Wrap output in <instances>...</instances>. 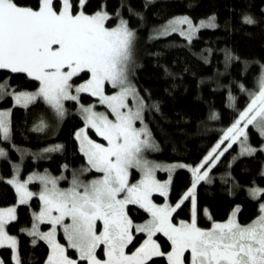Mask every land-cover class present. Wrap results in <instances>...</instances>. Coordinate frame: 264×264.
<instances>
[{"label":"snow or ice","instance_id":"1","mask_svg":"<svg viewBox=\"0 0 264 264\" xmlns=\"http://www.w3.org/2000/svg\"><path fill=\"white\" fill-rule=\"evenodd\" d=\"M89 3L90 0H34V3L0 0V70L22 73L39 83L35 92L13 93L16 103L27 107L43 100L63 119L67 111L64 102H77L85 127L76 133V139L89 166L80 174L93 170L100 174L84 182L74 172L71 186L66 189L58 187L59 180L66 179L63 176L34 174L23 182L16 176L7 181L15 188L20 205L27 204L34 196L41 201L40 211L34 213V223L27 232L48 244L50 252L45 264H155L153 258L162 256L167 257L168 264H185L188 251L190 264H264V203L259 204L260 214L246 225L240 224L233 212L227 221L213 222L210 228L203 229L197 225L195 195L201 181L211 183L210 171L237 141L240 156L264 152V145L255 148L248 143L246 131L251 125L264 137V65H261L255 90L240 85L241 91L249 95L248 104L199 164L154 163L146 159L145 153L158 151L159 145L145 123V111L159 112L160 107L156 103L148 105L130 79L137 33L119 10L114 13L118 19L116 25L106 26V22L113 19L107 11L106 0L92 13L87 10ZM121 7H124L123 0ZM242 23L255 25L257 21L251 15H244ZM178 25H187V31L178 29ZM216 27L215 15L199 24H193L184 16L170 20L149 38L157 39L179 30L191 41L200 28ZM233 60L238 57L226 51V65ZM82 75L88 78L76 84L74 78ZM106 85L116 91L106 94ZM6 87V82L0 83V96L8 94ZM82 93L98 98L108 112L96 111L94 104H81ZM233 99L230 95L229 100ZM8 117V111H0V133L4 139L10 134ZM211 118L218 117L213 113ZM47 127L41 119L33 131H44ZM88 129L94 130L106 143L92 139ZM226 141L227 145L221 148ZM61 148L55 145L44 152ZM6 156L0 148V157ZM184 168L190 171L192 180L179 201L174 205L155 203L153 193L167 197L173 172ZM132 169L141 174L136 183H130ZM157 170L167 171L168 179L158 180ZM33 180H39L42 185L39 193L28 189ZM248 192L253 199L264 195V189L259 187H252ZM185 201L191 202V220L174 223L173 214ZM133 206L147 213L148 218L142 223L134 222ZM15 212V207L0 209V248H10L15 264H21L17 238L9 235L5 228L9 221L16 219ZM45 223L51 225V229L41 232L39 224ZM58 228L63 231L67 246L56 239ZM137 234L145 237L139 246L134 243ZM157 234L167 238L170 251L162 250L155 238ZM32 243L35 244L36 239ZM130 246L135 250L126 251ZM101 247L103 259L97 254ZM68 249L75 250L76 259L67 254ZM0 264L4 262L0 260Z\"/></svg>","mask_w":264,"mask_h":264},{"label":"trees","instance_id":"2","mask_svg":"<svg viewBox=\"0 0 264 264\" xmlns=\"http://www.w3.org/2000/svg\"><path fill=\"white\" fill-rule=\"evenodd\" d=\"M29 2L34 3V0ZM102 2L105 0H90L88 12L97 10ZM123 3L124 7H121V0H106L107 11L113 15L107 24L112 26L118 22L114 13L119 10L137 33L133 82L148 105L156 103L160 107L159 112L145 111V122L159 145V150L152 156L158 161L197 165L248 104L249 95L241 91L240 85L248 90L256 88L261 65H264V0H152V3L123 0ZM180 15H187L194 21L215 15L217 27L199 30L191 41L177 32L157 39L149 38L170 19ZM244 15H251L257 24H243ZM226 51L238 60L226 65ZM86 78L87 75H82L74 81ZM3 82L18 90L39 87L37 81L25 74L8 70H0V83ZM230 95L234 98L231 101ZM94 100V97L82 94L83 102ZM1 105L11 108V140L5 144L32 152L23 161V177L32 171L44 170L54 174L66 171L71 175L86 163L76 139V132L84 123L77 113L76 102H66L68 112L63 119H59L43 100L24 107L15 105L12 97L6 95ZM213 113L217 119L211 118ZM41 119L48 127L44 131H33ZM248 131L250 142L260 146L263 142L260 133L251 125ZM55 145H61V150L41 156V151ZM18 159L19 153L11 147L9 155L0 161V207L17 203L15 188L7 183L6 177L12 175L13 162ZM262 171L264 152L240 156L238 145L233 144L210 171L211 183L201 181L195 189L197 225L208 228L214 221L225 220L236 206L240 224L246 225L255 219L260 214L259 204L264 202V195L253 199L248 189L264 186ZM191 180L188 169L175 171L169 192L171 204L179 201ZM155 199L162 201L163 197L156 195ZM40 207L38 196L27 204H18L16 219L7 224L8 232L18 240L21 264H45L49 255L48 244L27 232L33 223V213ZM131 215L139 221L148 216L135 206ZM173 216L174 223L190 221L191 202L185 201ZM144 238L143 234H137L135 246H139ZM33 239H36L35 244ZM156 239L167 252L170 248L167 238L157 234ZM127 250L130 252L135 248L130 246ZM70 252L75 254L74 250ZM12 256L10 248H0V259L4 264H15ZM153 261L168 264L165 256L154 257ZM185 261L189 264V252L185 254Z\"/></svg>","mask_w":264,"mask_h":264},{"label":"rangeland","instance_id":"3","mask_svg":"<svg viewBox=\"0 0 264 264\" xmlns=\"http://www.w3.org/2000/svg\"><path fill=\"white\" fill-rule=\"evenodd\" d=\"M184 16H187V15H180V16H176V17H174V18H172V19H170V20H174V19H176V18H178V17H184ZM188 18H189V20H191L192 22H193V24H199V22L200 21H202V20H204V21H206L209 17H206V18H202V19H200V20H198V21H194L191 17H189V16H187ZM125 19V18H124ZM169 20V21H170ZM168 21V22H169ZM168 22L165 24V25H167L168 24ZM116 24H114V25H112V26H109L108 24H107V22H106V26H108V27H114ZM164 25V26H165ZM163 26V27H164ZM162 27V28H163ZM178 27V29H183V30H185V31H187V28H188V26L187 25H178L177 26ZM201 29H203V28H200L199 30H201ZM158 30H159V28H158ZM198 30V31H199ZM198 31H196L195 32V34L192 36V38L197 34V32ZM177 33H180V31L178 30V31H176ZM156 33H154L152 36H154ZM185 37V36H184ZM186 38V37H185ZM133 66H132V75L130 76V79L132 80V82H133V71H134V64H135V54H134V49H133ZM88 78V77H87ZM86 78V79H87ZM76 84H79V83H82L83 82V80L82 81H74ZM134 83V82H133ZM7 84V87H6V89H5V91L8 93V94H6V95H10L11 97H12V99H13V103L15 104V105H20V104H17L16 103V101H15V99H14V95H12L13 93H18V92H35L37 89H34V90H18V89H15V88H13L11 85H9L8 83H6ZM105 91H106V94H108V95H112L115 91H116V89H113L112 87H111V85H106V88H105ZM82 94H86V93H82ZM82 94H81V97H80V103L81 104H84V105H89V104H94L95 105V110L96 111H98V112H108V110H107V108L104 106V105H102V104H100L99 103V101H98V98H96V97H94L95 98V100L94 101H91V102H89V103H85V102H83L82 101ZM6 95H3V96H0V111H8L9 112V117H8V119H9V121H10V134H9V137H8V139H4L3 138V135H2V133H0V138H1V141H0V148H2V149H4V151L7 153V156L9 155V152H10V148L11 147H13V148H15L16 150H17V152L19 153V159L18 160H16V161H14L13 162V173H12V175L11 176H9V177H6V180L8 181V180H11L14 176H16V177H18V179L20 180V181H26V180H28V177H30V176H33L34 174L35 175H44V174H48V175H50V176H52V177H61V176H63V177H65L66 179H61V180H59V183H58V187H60V188H64V189H66V188H69L70 186H71V180H72V178H73V173L75 172V173H77V174H79V178L81 179V180H83L84 182H88V181H90V180H93V179H95V178H97L100 174L99 173H96L94 170L93 171H90V172H83L82 174H80L81 173V170L82 169H84V168H87V167H89L88 166V164H87V160H86V163L83 165V167H81L79 170H76V171H74L71 175H68L67 173H66V171H64V172H62V173H60V174H54V173H52L51 171H49V170H44V171H32V172H30L29 174H27L26 176H22V165H23V161H24V159L27 157V155L28 154H30V153H32L31 151H30V149H22V148H19V147H17V146H14V145H12V144H9V145H6L5 144V142H8V141H10L11 140V108H8V107H4V106H2L1 105V102L4 100V98L6 97ZM66 102L67 101H65L64 102V106H65V109L67 110L66 111V114H67V112H68V109H67V106H66ZM75 102V101H74ZM76 104H77V106H76V110H77V113L81 116V114H80V112H79V107H80V105L76 102ZM243 111V110H242ZM82 117V116H81ZM110 118H112L111 116H110ZM83 119V118H82ZM83 122H84V120H83ZM146 123V122H145ZM140 125H139V123L137 124V127H139ZM83 127H85V124L83 123V125L77 130V132L81 129V128H83ZM254 127V126H253ZM255 128V127H254ZM256 129V128H255ZM257 130V129H256ZM246 131L248 132V143L249 144H251L253 147H255V148H260L262 145H264V137H263V142H262V144L260 145V146H256V145H254V144H252L251 142H250V134H249V131H248V129H246ZM258 131V130H257ZM76 132V133H77ZM259 132V131H258ZM88 135L92 138V139H94V140H96L98 143H106L105 141H103V139L101 138V137H98L96 134H95V132H94V130H92V129H88ZM241 139H243V138H241ZM78 143H79V141H78ZM217 143V142H216ZM227 141L225 142V144L224 145H222L221 146V148H223V147H225L226 145H227ZM235 144H237L238 145V151H239V153H240V143H239V141H237ZM79 148H80V146H79ZM155 151H147L146 153H145V157H146V159H148V160H150V161H152V162H154V163H157V164H162V165H169V164H186V165H191V164H188V163H186V162H183V161H171V162H164V161H158V160H156L155 158H154V156H152V153H154ZM44 153H49V152H44V151H41V156L44 154ZM6 156V157H7ZM3 158H5V157H0V161H1V159H3ZM86 159V158H85ZM191 166H195V165H191ZM187 169V168H186ZM177 170V169H176ZM175 170V171H176ZM175 171L173 172V175H174V173H175ZM134 173H135V175H134ZM168 176H169V173L167 172V171H163V170H157V172H156V178L158 179V180H160V181H166L167 179H168ZM209 176H210V173H209ZM2 176H1V172H0V178H1ZM141 178V174L139 173V171L138 170H136V169H132L131 171H130V183H136L139 179ZM259 188H261V189H264V186H258ZM28 189L30 190V191H32V192H34V193H39L40 191H41V189H42V185H41V183H40V181L39 180H33V181H31L29 184H28ZM156 195H159L158 193H153V196H152V199L154 200V202L155 203H157V204H164V203H166V202H168V203H170V201H169V194H168V196L167 197H163V200L162 201H157L156 199H155V196ZM30 201V200H29ZM264 203V202H263ZM19 203H18V195H17V203L16 204H13V205H9V206H3V207H0V209H8V208H12V207H15V209H16V212H15V215H17V205H18ZM40 211V209L39 210H37V211H35L34 213H38ZM237 211H238V206H236L234 209H233V211L230 213V215L225 219V220H222V221H214V222H225V221H227L228 219H229V217L233 214V212H236V219H237ZM34 213H33V223H34ZM55 214V213H54ZM148 218V216L145 218V219H147ZM144 219V220H145ZM144 220H134V222L135 223H142ZM12 221V220H11ZM184 221H187V220H184ZM237 221H238V219H237ZM10 222V221H9ZM8 222V223H9ZM7 223V224H8ZM33 223H32V225H33ZM100 222H98V224H99ZM7 224H6V226H5V228H6V231L8 232V230H7ZM32 225L30 226V227H28L27 228V230H30L31 228H32ZM199 227V226H198ZM211 227V226H210ZM210 227H208V228H210ZM201 228V227H200ZM208 228H203V229H208ZM51 229V225H49V224H39V230L41 231V232H48L49 230ZM8 234L9 235H11V236H14V235H12V234H10L9 232H8ZM156 238V237H155ZM37 239H39V238H37ZM56 239L61 243V244H64L65 246H67V241L64 239V235H63V231L61 230V229H57V234H56ZM18 241V240H17ZM143 242V241H142ZM159 242V241H158ZM160 243V242H159ZM161 244V243H160ZM161 246H162V244H161ZM70 250H73V249H68V252H67V254L70 256V257H72L73 259H76L77 258V254H76V252H75V254H72L71 252H70ZM162 250H163V248H162ZM171 250V245H170V248H169V250L168 251H170ZM17 251H18V248H17ZM75 251V250H74ZM126 251H128L127 249H126ZM134 251V250H133ZM164 251V250H163ZM49 252H50V249H49ZM100 252H102L103 253V251H102V247H101V249H98L97 250V254H98V256H99V258H101V259H103L104 257H103V255L101 256L100 255ZM189 252V264H190V261H191V254H190V251H188ZM186 254V253H185ZM18 255H19V252H18ZM166 257V256H165ZM167 258V257H166ZM1 260V259H0ZM15 262V261H14ZM185 264H187L186 263V261H185Z\"/></svg>","mask_w":264,"mask_h":264}]
</instances>
